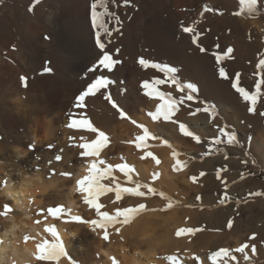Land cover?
Masks as SVG:
<instances>
[{"label": "bare ground", "instance_id": "6f19581e", "mask_svg": "<svg viewBox=\"0 0 264 264\" xmlns=\"http://www.w3.org/2000/svg\"><path fill=\"white\" fill-rule=\"evenodd\" d=\"M17 1L20 2L18 6L7 3L0 6V133H2L0 159L6 160L0 165V211H3V206L6 203L13 208V212L9 213L7 217H0V240H3V244L0 245V264H30V257L25 249L31 253V264H36V244L43 239L55 242V237L44 232L46 227L52 226L57 228L68 255L60 257L59 261H39L37 264H113L114 260L118 261L119 264H172L169 257H177L180 264H194L193 257L199 248L191 240L189 234L181 232L180 235H177L180 229L189 228L188 220L186 221L185 217L190 212L173 207L167 212H151L145 216L136 215L130 223L118 224L110 228L109 239L104 240L103 233L99 229L93 231L90 224L69 221L68 215H62L59 219L53 218L48 215L47 210H39L31 205L32 202H39L36 200L39 192H46L47 189L56 186L52 190V197L54 199L60 198L62 206L66 210H71V215L80 216V214H76V203L80 198H84L85 194L78 190L77 181L89 174L88 170L94 158H81V162L69 167L72 178L70 176V180L65 179L66 181L59 183L56 177L45 180L43 173L36 170L39 168L35 169L39 161L36 160L37 157H35L36 159L33 157V153L26 157L23 156L24 158H17L19 156L16 157V155L27 153L26 148L24 152H21V149L29 145L26 142V139L29 138V131L26 132L25 130L27 126H31L34 127V136H37L39 143L43 140L42 134L52 142H49L50 144L56 145L57 143L52 151L44 148L48 144L40 146V150L37 149L40 152L44 151L41 154L46 155L44 159L57 157L56 155L57 153L60 154V151L65 154L64 157L67 159L68 150L71 148L68 146L69 135L71 136L75 132L65 126L70 121L68 114L81 113L87 117L89 122L94 120L102 128L112 132L114 137L112 138L113 135L111 134V138L115 139L113 141L127 142L125 145L121 144L122 146L119 145L114 148V151L118 152L119 149L120 153L125 155L124 160L115 158L114 166L127 164L135 170V174L138 173L140 176L144 174L145 177L152 180H156L153 179V175L157 174L159 170L158 178L168 181L171 187L172 181L169 182L170 168L172 169L176 159H179V157L173 156V152H176L173 145H163L158 149L159 152L153 155L160 160V163L156 164L155 160L147 156L146 151L148 150L145 147L137 148L129 143L133 140V135L140 132V129L130 121L121 118L112 103L104 99L102 93L105 90L86 98L84 109L74 107L76 98L96 76L105 74L113 77V80L116 81L110 86L113 101H121L120 103L126 107L132 116L131 119L134 118L139 122L146 121L151 128H154V131L159 130L161 132L166 128L172 130L173 123L169 119L168 122L161 125L162 119L160 121L152 120L148 110L144 107L145 104L153 100V97L146 95L142 83L144 81L151 82L154 78L163 79L164 74L150 67L147 69L141 67L138 59L142 57L170 66H176V64L183 62L189 63L190 55L188 56L185 50L190 49L193 54L197 55L198 51H196L197 47L191 43L190 34L184 33L182 29L183 27L194 26L197 31L203 34L200 43L202 40L203 42L206 41L208 52L223 51L227 47H232L234 49L233 59L251 57L254 71L264 72V69L257 67L259 60L264 59V15L261 14L264 11V0H259V14L251 17H248L247 14L243 16L233 15L234 12L240 10L239 0H129L128 9H125L124 0H115V3L108 0L109 11L115 12L120 17L122 27H120L119 32H113L115 34L112 36L113 43L108 45L107 50L114 51L119 48L123 57L128 55L133 58V61L128 65L115 66L111 73H102L101 70L89 72V68L97 61L99 55V49L95 44V29L92 28L90 19L91 4L97 0H40L38 4L35 3V0ZM205 5L215 11L206 12L204 10ZM30 7H33V11H29ZM97 11H103V7L99 4ZM19 24L21 25L20 29L17 28ZM109 26L110 28L115 27L114 21ZM45 36L48 39H45ZM217 43L220 44L219 50L214 48ZM51 55L54 58L47 63ZM184 57L187 60H184ZM47 66H50L53 72L42 74L43 69ZM177 75L183 83L195 84L197 82V77L186 78L182 72ZM22 76L28 78L27 87L30 89L28 94L22 89L24 85L20 79ZM164 86V91L171 92L177 99L181 95L187 94V90L179 92L174 85L164 84ZM240 86L254 92L255 86L244 84L241 80ZM23 95L26 96L23 97ZM195 95H197V101L189 102L194 106V109L205 106L200 101L210 102L205 96V98L201 97L199 89ZM259 102L258 98L257 104ZM262 102L264 103V100ZM240 103L246 104L247 102L241 98ZM220 104L226 105L227 103L221 101ZM221 113L222 115L223 113L227 114V112L222 111ZM230 115V110H228L223 122L227 121V124L231 122L233 116ZM202 118L200 120L202 125L200 128H203L200 132L201 140L204 135L218 136L219 127L216 130L215 124H213L214 127L210 126L211 120L208 119L209 117L207 118V114L202 113ZM117 120L119 121L114 123ZM214 121L216 124L221 122L215 119ZM175 129L179 131L178 127ZM175 129L172 131L175 132L173 137L176 136V142L179 143L183 135ZM150 131L153 130L150 129ZM79 133H85L84 136L93 134L92 132L77 130L76 134ZM86 133L88 134L86 135ZM202 143L201 147L204 148L203 152L205 153L209 149V142L202 140ZM262 145H264V139H262ZM257 147L259 148V144ZM105 151L101 152L100 160H103L104 155L108 157L113 150ZM14 158L16 159L13 160ZM67 160H69V156ZM205 160L204 158L201 162ZM202 166L205 167L202 168V171L209 170L212 167L210 159L202 163L200 167ZM100 167L102 168V165ZM113 173L119 177L125 176L117 168ZM209 175L210 177L208 174L206 177L211 178V173ZM214 176H217V172L214 173ZM187 181L189 182V180ZM178 182L176 181V183ZM211 182L212 184L208 186L209 190H217L220 187L218 181L212 180ZM255 190L258 191V189ZM106 195L105 199L116 198L115 194L107 193ZM210 197L212 198V196ZM254 202H248V210L259 208L263 209L264 212V197L256 199ZM223 210L216 208L214 213L220 217L221 213L225 214ZM260 216L263 217L262 215L248 214L246 216L247 221L243 219L247 222L245 228L251 230L249 237L252 245L255 244L263 251L264 220H259ZM96 218L98 217L91 219ZM37 220H40L41 223L37 224ZM226 222L228 223V220ZM82 224H87L94 232L92 238H95V241L90 247L93 253H90L91 249L87 252L84 250L86 255L81 254L79 256L78 253L67 248L70 243L68 244L66 241H68L67 236L75 235L74 233L80 230ZM227 229L228 231L231 230V234L243 230L244 227L242 222H235L231 229L228 226ZM79 234L81 233L79 232ZM206 234L208 231L204 232L203 236ZM25 236L34 237V239L25 241ZM225 236L227 234L224 230L217 234V237ZM253 237L255 238L253 239ZM82 239L83 236L79 235L76 240L82 242ZM233 239L236 245H234L235 249L242 246L244 241L238 237H233ZM72 241L74 240L72 239ZM252 245L250 248L256 247ZM237 253L239 257L246 254V252ZM165 254L168 258L164 257ZM237 257L232 264H246L248 262ZM258 257L262 261L263 255ZM204 259L199 260L200 264H205ZM225 259H227V263L230 262L229 258ZM261 264H264V261Z\"/></svg>", "mask_w": 264, "mask_h": 264}, {"label": "rangeland", "instance_id": "374dc122", "mask_svg": "<svg viewBox=\"0 0 264 264\" xmlns=\"http://www.w3.org/2000/svg\"><path fill=\"white\" fill-rule=\"evenodd\" d=\"M4 3L10 4V5L12 4L14 6H18L20 4V2L17 0H10V1L4 0L3 3H0V6L3 5ZM125 9H128L127 5L125 6ZM261 14L264 15V11ZM20 27H21V25L19 24L17 28L20 29ZM112 36H115V34L113 33ZM202 42H203V40L201 41V44L207 49L208 45L206 46V44H207L206 41L204 40V42L203 43ZM196 51H198V55L193 54V52L190 51V49L185 50V53H187L188 56L190 55L189 63L183 62V63L178 64L179 66L175 63L176 66H174V67H177L180 70L178 73L182 72L183 76H185L186 78H192L193 76L195 78L197 77L196 78L197 82L195 84L197 85L199 92H201V97L205 96L206 99L208 98L210 100V102L207 103V106L209 107L210 111L215 112L214 116L211 115L210 113H206V112L197 113L196 115H190L189 113L194 111L195 109H194V106L188 102V103H185L182 105H178L179 111L174 112L172 114V116L169 118V121H171L173 123V128L171 127L172 130H167V128H166L163 131H161L162 130L161 129L160 130L161 132H159V130L154 131V128L153 127L151 128L150 125L146 121H141L142 122L141 123V122L135 120L134 118L131 119L132 116L130 115L129 111L126 110V107L122 103H120L121 101L115 100V103L119 106V108L122 109L126 113V118H124L123 120L130 121L132 124H134L137 128L140 129V132H136V135H133V137H132L133 140H131V142H129L131 145L136 146V137L144 134L143 128L139 127V125H143L144 127H146L149 130V133H150L149 139L145 142V145L142 146L148 150L146 152H152L153 155H156L159 152L158 149H160L161 146L169 144L171 146L172 145L174 146L173 148H175L176 152L178 151L179 153H181L179 155V160L187 162L186 166L181 167L179 171L176 170L175 163L172 166V169L170 168L171 177H170L169 182L172 181V184H173L172 185L170 183L171 187L168 184V181L166 182L164 180H161L160 177L156 178V180H152V179L145 177L144 174L143 175L141 174V176H140L138 173L135 174V172L130 173V175H132L134 181H139L141 184H149L152 187H155L158 191H163L164 193H166V196L170 197V199H165V198L160 197L158 195L157 196H147V197H132V196H128L126 194L122 195L120 200H117L116 198L105 199L107 196L106 195L107 193L108 194L109 193L115 194V192L113 191V193L112 192L105 193L104 197L101 196L99 198L98 202H101L105 206L104 208L101 209L102 211L107 210L110 213H114L118 207H138L140 204L145 205L144 210H142L138 214V215L142 214V216L148 215V213H151V212H156V213H159L160 211L161 212H167L170 208H173V207L178 208L180 210H186V212H190V214L189 213H187L188 215L186 214L187 216L185 217V220L186 221L188 220V223H187L189 225L188 227L196 229V231L185 232V233L190 235L191 240H193V242L199 248L198 251L196 252L195 256L193 257V263L194 264H200L199 260L201 258H205L204 259L205 264H213V262L211 260V255L213 252L218 251L224 247L229 248L230 250H234L236 245H235V241H234L233 237L240 238L241 241H244L243 242L244 245H245V243L248 245V247H247L248 249L246 248L245 251L243 252V253L246 252V254L243 255V257L242 256L239 257V255H237L238 253L233 251L232 254L235 257L238 256L239 258H241L243 260H247L248 262H246V264H261V262L264 261V249L262 251L255 244H253V245H255L256 247H254L252 245V242L250 241V237H249V233H251V230H248L245 227L247 225L246 224L247 223L246 222L247 221L246 216H248V214L262 215L263 217L260 216L259 220H264L263 209L258 208V209L248 210V208H249L248 202L249 201L254 202V200L261 199L264 197V194H263V192H264V145H262V139H264V137H263V134H264V115H261V113H264V103L262 102L264 100V84L261 85V95L258 97L260 102H259V104L256 105V109L254 112L248 111V108L250 107V104L248 102L246 104L240 103L241 97L231 87V84L235 78V73L237 71L239 72L240 70H243L241 72L240 80L244 84L252 85V86H255L260 80L264 79V72L254 71V68L252 67L253 60L251 59V57H249V58H240L239 57L236 59H227L225 61H222L220 65H217L215 57L212 55V53L210 51L209 52L206 51L204 53H201L198 48L196 49ZM53 58L54 57L51 55L49 57V59L47 60V63L49 62V60H52ZM114 58H118L122 61V63L120 65H117V66H123V64L128 65L129 63H131V61H133V58L131 56L127 55V56L123 57L121 52L119 53L118 57H114ZM183 59L187 60L186 57H184ZM229 60L232 62L230 63ZM219 67H225L226 68L228 75L230 77L229 79L225 80L219 76V74H218V68ZM110 78L113 79V77H111V76H110ZM110 86L105 91L110 92L112 95V90L110 89ZM22 87H23L22 89H24L23 91L27 92V94H28V92L30 90L29 87L25 88L24 85ZM157 87L160 91H164V87H165L164 85H159ZM125 90H127V89H125ZM254 91H255V87H254ZM164 92H166V91H164ZM126 93H127V91L125 92V94ZM25 96L26 95H23V97H25ZM221 101H225L227 104L222 105V104H220ZM159 103H161L159 98L153 97V100L150 101V103L145 104L144 107L146 110H148V113L155 112V109L158 107ZM188 105H190V107ZM115 109L117 110V108H115ZM228 110H230V113H231L230 116L231 117L233 116L232 117L233 122L231 121V122H228V124H227L226 123L227 121L226 122H223V121H224V118L228 114ZM221 111L227 112V114L223 113V115H222ZM118 112L120 114V111H118ZM202 113L207 114V118L209 117L208 119L211 120L210 126L214 127L216 125L215 126L216 130H218V127L221 128V127H224L225 124H227L228 125V129H227L228 131H234L237 133V139H238L239 143L238 144H232V145H229L227 143L216 144L212 147L211 153L208 155H205V157H204V152H203L204 148L201 147L203 144L202 140L209 142V140L213 136L212 135L211 136L204 135V138H202V140H201V133L200 132L203 130V128H200L202 126L200 120L203 119ZM194 118H196L195 119L196 121L194 120ZM197 118H199V119H197ZM151 119H152V117H151ZM161 119H162L161 125L168 122V120H165L163 118V116H161L156 121H160ZM214 119L221 121V122L219 124H216ZM48 120H50V119H48ZM68 120H69V118H68ZM91 121H90V123L94 127H96L99 130H103L107 134V136L109 137V141H110L109 144L101 152H104L105 150H106L105 152H110L111 150H113V151H111V154L108 157H106L105 155L102 157L103 161H105V163L102 165V168H106L108 165H112V167H114V169L112 171V175L108 179H106L102 182L105 183L106 185H111L112 178L115 177V182L119 183L121 186H124V187L133 186L132 183L128 181L127 175H125L123 177L122 176L119 177L113 173L115 171V169L117 168L116 166H114L115 158L118 157L120 160L125 159L124 158L125 155L121 154L120 150L118 148L117 149H118L119 153L117 151H114V148L121 145V144L125 145V144H127V142L122 141V140H119V142L113 141L115 139H112L114 137V134L112 132L107 131L106 129L102 128L94 120L92 122ZM118 121L119 120L115 121L114 123H117ZM133 121H135L136 123H133ZM69 122L70 121H68L65 126H67V124ZM196 122H197V124H196ZM181 123L185 124L189 128V130L192 131L195 135H198L200 137V141L197 142L192 137L184 136L183 133L180 131V124ZM213 124H215V125H213ZM159 127H161V126H159ZM159 127H158V129H159ZM174 127L175 128L178 127L179 131H177V129H175ZM71 129L75 132L72 134L74 136L73 138H72V135L71 136L69 135V138H70L69 141L70 142L68 143V146L71 147L70 150H68L69 160H67L68 156H66L67 159H65V157H64L65 154H63L62 151L59 152L60 154L57 153V155L56 154L55 155L56 156L61 155L63 159L57 161L55 159L56 157H54L52 159L45 158L51 162L45 160L44 157H46V155L45 154L41 155V154H43L44 151L43 152L38 151V150H40L39 147L44 146V144H48L44 148L48 151H52L54 149L55 144H50L52 142L47 140L43 134L41 136L43 140L40 141V143H41L40 144L38 142L37 136H34V132H35L34 127H31V126H29V127L27 126L26 130H25L26 132L29 131L28 132L29 138L26 139L27 140L26 142L29 143V145H28L29 147L28 146L22 147V149H21V152H24V149L26 148L25 150H27V153L25 155L24 154L23 155L17 154L16 157L19 156L17 158H24L27 155H30V153H33L34 154L33 157L34 158L37 157V159L36 158L35 159L39 161V164L35 167V169L37 167L39 168L36 170L43 173V175H44L43 177L45 180L51 179L53 177L58 178L59 183L66 181L68 179L70 180L72 178V176L70 178V176L62 175V173H65L66 171L69 173V171H70L69 167L70 166H73V165L75 166L77 164V162L79 163V162H81L82 159H84V156L81 155V152L83 150L79 147V145L82 143H92L96 138L95 133L87 135L88 133H90V131L86 128H79L78 127V128H74V129L71 128ZM150 129L153 131H150ZM174 129L179 134L183 135V138H181L179 141L180 144L176 142V140H177L176 136H174L175 138L173 137V134L175 132H172V131H174ZM77 130L87 131L88 132V133H86L87 136H84L85 133L76 134ZM94 134H95V136H94ZM1 136H2V133H0V139H1ZM111 136H112V138H111ZM223 139H226V138H222V140ZM159 141H160V143H159ZM181 142H183V143H181ZM258 144H259V148L257 147ZM56 145H57V143H56ZM56 145H55V147H56ZM27 147L29 148V150ZM150 149H151V151H150ZM179 150H181V151H179ZM206 152H208V150L205 151V153ZM36 153H37V155H36ZM69 153H70V155H69ZM42 156H43V158H42ZM226 156H227V159L225 158ZM204 158L207 161L210 159V163H212V167L209 168V170L203 169L204 171H202V168H205V167H203V166L200 167V166L202 163H204L206 161L205 160V161L201 162V160ZM15 159L16 158H14L13 160H15ZM5 161H6L5 159L4 160L0 159V165L5 163ZM33 161H35V160L33 159ZM41 162H42V164H41ZM47 162H49V163H47ZM68 163H69V165H68ZM43 166H45V167L43 168ZM159 172L160 171L158 170V174H159ZM175 172H176V174H175ZM206 172H207L209 177H210L209 174L211 173L212 177L207 178ZM215 172H217V176H214ZM70 173H71V171H70ZM184 176H186V177H184ZM193 177H195L196 179L193 180ZM158 179H160V180H158ZM186 179L189 180V182ZM212 180L218 181L220 183V187L217 190H209L208 189V186L212 184V182H211ZM176 181L177 182L179 181L180 183L179 182L176 183ZM48 184H50V183H48ZM235 186H237V187H235ZM234 187H235V189H233ZM54 188H56V186L49 189V190L47 189L46 192H44V191L39 192L37 194L36 200L39 201L40 203L39 202H37V203L32 202V204H31L32 207H36L39 210H47L49 207L61 206L62 205L61 199L60 198L54 199L52 197V193H53L52 190ZM255 189H258V191ZM225 193H227V196L229 197V199L224 200V202L221 203V200L223 199ZM257 193H259L260 195H256ZM210 196H212V198ZM115 197H116V195H115ZM107 200H108V202H107ZM258 201H262V200H258ZM170 203L172 204V207L168 206ZM212 207L224 209L223 212L225 214L223 215V213H221V215H223V217L221 218V215H220V217H218V214L216 215L214 213L216 208L210 209ZM91 209L92 208L90 206H88L84 203V198H80L76 203V211H77L76 214H80V216L86 220H89L92 217H97L95 210L94 209L91 210ZM227 212H228V214H227ZM212 215L216 216V217L214 218ZM0 217H2V216H0ZM216 218H218V219H216ZM227 220H228V222L231 221V224L233 223L232 226L235 224V222H237V223L242 222L244 229L238 230L235 233L230 234L231 230L228 231V229H227V226H228V223L226 222ZM261 222H263V221H261ZM74 223H77V222H74ZM82 225L80 226V230L77 233H74L75 235L71 234V235L67 236L68 241H66L68 244L70 243V245H71V246L69 245L70 247L68 246L67 248H70L72 251L78 253L79 256H81V254H83V256H84V254H85L84 250H85V252H87V250L91 249L90 247L93 246L94 241H95V238L94 239L92 238V237H94V232L88 227L87 224H84L83 226ZM231 228H229V229H231ZM222 230L225 231L227 236L217 237V234L219 232H221ZM207 231H208V234H206L207 236L206 235H205L206 237L203 236V233L207 232ZM79 232L81 233L79 235L83 236V239H82L83 241L82 242L79 241L80 244H79L78 240H76L79 236L78 235ZM87 235H89V236H87ZM69 239H70V242H69ZM72 239L75 242L72 241ZM73 243H74V245H73ZM243 243H242V246H243ZM249 244H251L255 248V251H253V247L250 248L251 245L249 246ZM74 246H75V248H74ZM81 246H83V247H81ZM70 249H68V250H70ZM81 251H83V252H81ZM90 253H93L92 249H91ZM260 255L261 256L263 255L262 261H260V259L258 257ZM164 257L168 258L167 254H165ZM196 257H199L200 259L197 260ZM245 257H247V259H245ZM229 261L230 262L227 264L233 263V260L231 261V259H229ZM38 262H39L38 260L35 261L36 264ZM48 262H50V261H48ZM243 264H245V263H243Z\"/></svg>", "mask_w": 264, "mask_h": 264}, {"label": "snow or ice", "instance_id": "6c2138e0", "mask_svg": "<svg viewBox=\"0 0 264 264\" xmlns=\"http://www.w3.org/2000/svg\"><path fill=\"white\" fill-rule=\"evenodd\" d=\"M40 0H35V3L38 4ZM115 3V0H112ZM129 0H124V4L127 5ZM0 3H3V0H0ZM98 4L103 7V11H97ZM240 10L234 12V16H243L247 14L248 17L259 14L258 4L259 0H239ZM204 10L206 12H214L215 10L209 7L208 5L204 6ZM29 11H33V7L29 8ZM221 15L223 13H220ZM107 18V19H105ZM90 19L91 26L95 29V44L99 49V55L97 61L93 64L91 68H89V72H97L101 70L103 72L111 73L113 72L115 66L120 65L122 61L118 58L120 49L116 48L114 51H109L108 45L112 44V35L113 32H119L120 27H122V21L115 12L109 11L108 8V0H97V2H93L91 4L90 10ZM114 21L115 27L110 28V23ZM183 32L190 34L191 43L195 45L201 53L208 51L201 43L202 33L197 31L194 26L183 27ZM48 39L47 36L44 37ZM214 48L219 50L220 44L217 43L214 45ZM234 49L232 47H227L223 51H213L212 55L215 57L216 64L220 65L222 61L227 59H233L232 53ZM138 63L141 67L147 69L152 68L157 70L160 73L164 74V78H154L151 82L144 81L142 83V88L145 90L146 95L149 97H158L161 103H159L155 112H150L149 115L155 121L159 119L161 116L165 120H168L174 112L179 111L178 105H182L185 101L194 102L197 101L198 88L193 83H183L181 82L180 77L177 73L180 71L177 67L170 66L168 64L154 62L148 59L139 58ZM258 68L264 69V59H260L257 65ZM53 72V69L49 67H45L43 69L42 74H50ZM218 74L222 79H229L228 72L225 67L218 68ZM240 72L235 73V78L232 81L231 87L235 90L236 93L245 101L250 104L248 108L249 112H254L256 109L258 97L261 95V85L264 84V79L260 80L255 85V91L246 90L245 87L240 86ZM21 81H23L24 86H28V78L20 77ZM116 81L111 79L108 75L100 74L95 77V79L90 82L87 87L79 94L74 104V107L77 109H84L86 107V98L90 96H95L97 93H102V90H107L110 85L115 84ZM168 84L170 86L174 85L177 91L184 92L187 90L186 95H181L179 99L175 98L171 92L160 91L157 86ZM104 99L108 100L112 103L114 108H117L120 111L121 118H126V113L119 108V106L113 101L112 95L110 92L105 91L102 93ZM200 103L205 104L204 107H197L194 111L190 112V115H196L197 113L206 112L211 115H215L214 111H210L207 106V102L200 101ZM190 107V105H188ZM70 122L67 124L69 128H86L90 132L96 134V138L92 143H82L79 147L83 150L81 155L84 157L94 158L89 167V174L85 175L83 178L77 181L78 190L84 193V203L90 206L95 210V213L98 218L86 220L79 215H71V210H66L64 206H54L49 207L47 209V213L49 216L53 218L59 219L62 215H68L69 221L77 222V223H87L92 225V230L96 231L99 229L103 233V239H109V229L115 227L116 225H126L131 222L133 217L138 215L142 210H144L145 205L140 204L138 207H118L114 213H110L107 210L102 211L101 209L105 206L98 202L99 198L103 196L107 192H115L116 199L120 200L122 195H128L132 197H147V196H160L165 199H170L167 197L163 191H158L155 187H152L149 184H141L139 181H134L132 175L130 173L135 170L127 164L117 165L116 167L120 172L124 173L128 177V181L132 183L131 187L121 186L119 183L115 182V177L112 178L111 185H106L102 181L108 179L112 175L113 167L112 165H108L106 168H101L100 165H103L105 161L100 160L99 156L101 151L107 147L109 144V137L103 131H100L96 127H94L86 116H83L81 113H69ZM264 115V113H261ZM79 117V118H78ZM133 123H136L133 121ZM139 127L143 128V135L136 137V147L141 148L145 145V142L149 139L150 133L149 130L143 125H139ZM228 125L225 124L224 127L219 128V135L211 138L209 140V149L208 152L204 153V155H208L212 151V147L216 144L227 143L229 145L238 144L239 141L237 139V133L234 131H228ZM180 131L184 136H189L195 139L197 142L200 141V137L195 135L189 128L181 123ZM222 138H226L223 139ZM179 152H173L174 157H179ZM147 156L151 157L155 160L156 164L160 163V160L157 159L151 152H147ZM227 159V156L225 157ZM57 161L61 160L60 156L55 158ZM187 162L176 159L175 167L176 170L179 171L181 167L186 166ZM65 176H71V173H62ZM158 173L153 175V179L158 178ZM203 175V174H202ZM196 178L193 177V180ZM256 195H260L257 193ZM229 199L227 193H225L221 203L224 200ZM172 207L170 203L168 205ZM13 212V208L9 204H4L3 211H0V216L7 217L9 213ZM40 214L39 212L37 213ZM47 219V217H45ZM37 224L41 223L40 220L36 221ZM228 227L231 228V221L228 222ZM119 231V229H117ZM196 229L193 228H182L177 235H180L181 232H193ZM44 232L49 233L52 237H55V242H51L48 239H43L39 243L36 244L37 255L36 259L38 261H59L60 257L67 256V252L65 251L64 244L60 239L59 233L55 226L46 227ZM255 237H253L254 239ZM25 241L29 239H34V237H24ZM3 244V240H0V245ZM248 247L247 244L238 247L234 250H230L228 248H221L218 251H215L211 255V260L213 264H227V259L236 260V257L232 255V252L243 253L245 249ZM253 251L255 248L253 247ZM172 261V264H180L177 257H169ZM199 260V257H196ZM247 259V257H245ZM113 264H119L118 261H113Z\"/></svg>", "mask_w": 264, "mask_h": 264}, {"label": "clouds", "instance_id": "9594fccd", "mask_svg": "<svg viewBox=\"0 0 264 264\" xmlns=\"http://www.w3.org/2000/svg\"><path fill=\"white\" fill-rule=\"evenodd\" d=\"M25 252H26L27 255L30 257V264H31V253H29V252L27 251V249H25Z\"/></svg>", "mask_w": 264, "mask_h": 264}]
</instances>
